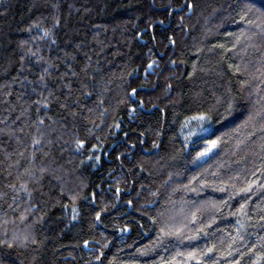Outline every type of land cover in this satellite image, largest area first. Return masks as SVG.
I'll return each mask as SVG.
<instances>
[{
    "label": "trees",
    "instance_id": "obj_1",
    "mask_svg": "<svg viewBox=\"0 0 264 264\" xmlns=\"http://www.w3.org/2000/svg\"><path fill=\"white\" fill-rule=\"evenodd\" d=\"M0 264H264V0H0Z\"/></svg>",
    "mask_w": 264,
    "mask_h": 264
},
{
    "label": "snow or ice",
    "instance_id": "obj_2",
    "mask_svg": "<svg viewBox=\"0 0 264 264\" xmlns=\"http://www.w3.org/2000/svg\"><path fill=\"white\" fill-rule=\"evenodd\" d=\"M237 71H239V69H237ZM134 91H135V89H133V92ZM197 119L203 122V121H211V120H213V117L209 116L207 114H202ZM219 119L223 120V119H225V117L222 116ZM217 122H219V121H217ZM200 133H207V134H210V135L214 134V133L210 132L209 128H205L203 126V123H201V124H199L197 126V128H196V130L194 132L190 133V136L194 135V136L197 137V139H199L200 138V136H199ZM80 143L83 144V141H81ZM218 143H219L218 139H211V140L207 141V146L204 148V150L202 152L197 153V157L199 158V157L206 156L209 152L212 151L213 148L217 147ZM242 191H247V189H243ZM241 208H243V205H241ZM193 239H195V237H193ZM84 243H85V245H87L88 241H84ZM212 250H213L212 248L208 249L209 252H211ZM189 255L190 256H194L193 253H190Z\"/></svg>",
    "mask_w": 264,
    "mask_h": 264
},
{
    "label": "water",
    "instance_id": "obj_3",
    "mask_svg": "<svg viewBox=\"0 0 264 264\" xmlns=\"http://www.w3.org/2000/svg\"><path fill=\"white\" fill-rule=\"evenodd\" d=\"M185 5H186V4H185ZM185 5H184L182 8H179V9H183V8L185 7ZM152 65H153V63L150 65L149 69H151ZM133 95H134V94H133ZM120 232H122V231H120ZM126 232L129 233V232H130V229H127Z\"/></svg>",
    "mask_w": 264,
    "mask_h": 264
}]
</instances>
